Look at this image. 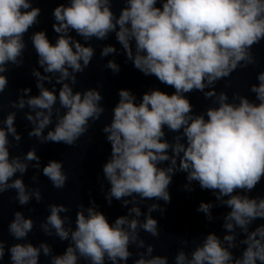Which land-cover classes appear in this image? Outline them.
I'll use <instances>...</instances> for the list:
<instances>
[{
    "label": "clouds",
    "instance_id": "clouds-1",
    "mask_svg": "<svg viewBox=\"0 0 264 264\" xmlns=\"http://www.w3.org/2000/svg\"><path fill=\"white\" fill-rule=\"evenodd\" d=\"M157 3L158 0H126L118 16L112 10L111 0H70L67 6L59 4L53 11L56 21L53 29L59 34L55 43L49 41L44 31L31 36L38 64L45 73H59L57 83L70 79L75 84L74 74L83 73L89 66L94 49L75 40L69 35L70 30L85 42L93 37L105 40L109 33L115 32L135 69L145 76H155L175 91L168 94L153 88L136 103L130 90H119L112 121L103 128L111 144V157L103 165L104 177L110 184L108 203L115 198L123 200L126 206L130 201L124 198L132 197L131 202L135 204L137 196L142 200L170 203L171 174L186 172L189 184L198 182L201 189L214 192L216 199L231 209L224 217V228L234 233L239 227L246 234L241 243L247 247L239 258H234L229 248L235 247V235L223 237L229 246L224 247L220 238L210 233L191 258L183 250L179 251L175 264H257V261L264 264V224L249 231L253 221L264 220V198L239 194L251 192L264 179V71L257 76L258 85L250 88L258 104L244 96L238 97L239 104L228 103L227 94L220 92L217 96L214 87L204 91L238 68L255 63L251 48L264 41V0H162L160 6ZM40 12L30 0H0V73L7 71L9 62L16 66L22 64L24 36L38 22ZM115 52L114 46H105L101 57ZM105 67L114 73L120 71L114 60H109ZM32 74L38 78L40 94L27 101L21 97L18 103H13V107L20 109L26 103L31 109H40L35 111V116L26 115L35 125L29 136L41 143L75 145L88 131L89 121L98 120L105 111L100 105L101 93L95 89L73 92L69 83H62L58 99L66 111L60 116L57 109V122L44 135V129L52 123L57 95L42 83L50 82V76L41 75L35 69ZM7 85L8 78L0 75V93ZM194 90L218 101V107L207 109V119L204 114H192L193 105L185 94ZM22 91L27 94L30 89ZM14 121L15 113H10L4 121L6 129L0 128V193L15 189V199L20 205H27L32 197L40 202L38 188L29 192L23 179H13L17 172L23 175L27 171L29 165L25 161H36L34 167L40 168L35 149L29 150L23 161L19 157L9 158L8 134L20 140ZM165 127L172 132L182 129V136H176L175 142L169 143L164 139ZM182 138H186V143L180 142ZM165 161H170L168 167H158ZM62 168V162L50 160L42 169L56 189H63L68 179ZM212 207L211 203L201 202L197 211L211 219ZM158 208L157 204L150 205L142 223L128 216H120L110 223L102 211L88 207L85 215L80 205L73 230L71 226L65 227L68 218L60 215L69 209L63 204L49 205L50 214L40 225L41 229L49 236L54 230L62 241L71 239L63 255L52 256L51 264H77L81 258L89 264H105L106 258L111 264L126 262L132 256L129 244L144 247V241L138 239V228L159 237L158 222L151 216ZM133 213L135 217L142 215L137 206L129 209V214ZM33 227L34 221L17 211L8 231L16 240H22ZM8 251L11 264H38L41 251L49 256L52 249L47 243L38 247L16 243ZM152 251L153 247L148 245L147 254L151 255ZM4 256L5 243L0 240V260ZM135 264H167V258L145 259L142 254Z\"/></svg>",
    "mask_w": 264,
    "mask_h": 264
}]
</instances>
